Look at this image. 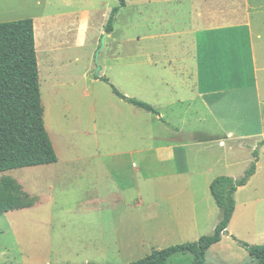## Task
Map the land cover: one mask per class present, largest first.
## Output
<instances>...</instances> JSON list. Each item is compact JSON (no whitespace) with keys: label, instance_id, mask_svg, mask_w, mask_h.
Returning a JSON list of instances; mask_svg holds the SVG:
<instances>
[{"label":"rangeland","instance_id":"obj_1","mask_svg":"<svg viewBox=\"0 0 264 264\" xmlns=\"http://www.w3.org/2000/svg\"><path fill=\"white\" fill-rule=\"evenodd\" d=\"M126 1V8L120 10L114 23V32L100 53L99 65L96 56L106 34L102 27L103 11L118 7L119 0H50L49 4L28 12L67 16L93 6L100 9L84 35L83 45L58 46V49L54 36L43 34L41 43L36 46L46 128L59 157L57 165L47 168H52L48 171L51 177L59 171L65 173L63 191L57 186L60 179L54 182L57 187L54 197L57 205L64 202L66 206L45 207L48 210L46 220L26 217L16 228H12L11 219L0 217V264H130L151 255L154 250L194 243L215 231L220 213L209 218L208 204L219 209L202 185L197 189L194 202L189 200L194 206L185 207V217L178 218L177 227L167 224L173 215L167 210L171 206H165L163 212H156L155 206H151L158 198V163L153 152L138 151L155 148L160 136L169 138L170 131H158L160 123L156 115L134 107L112 91L114 86L128 98L155 104V89L160 91L157 78L165 74L155 64L166 58H191V51L187 49L190 36L186 33L164 35L189 29L192 23L190 3ZM249 1L255 8L250 22L255 34L256 61L247 29L222 33L213 38L208 48L210 72L220 76V81L226 78L225 87L235 74L241 78L243 89L237 113L226 111L224 115H217L226 129L235 131L237 137L261 131L255 84L258 78L264 93V41L257 40L259 34L264 40V0ZM15 13L23 12L17 10ZM5 19L8 17L0 15V23ZM221 39L223 44L214 48ZM41 45L46 52L40 50ZM206 53L202 46L201 61L205 60ZM99 77H107L110 83ZM170 93L169 90V96ZM214 101L217 100L213 98L210 103ZM227 101H232L230 95ZM261 108L264 113V106ZM189 125L199 131L209 122H197L194 118ZM245 140L244 147L234 154L225 155L218 147L208 151L199 149V165L211 166L220 161L216 163V171L219 172L220 167L223 176L236 179L244 177L254 161L255 151L259 157L257 175L238 197L242 210L231 227L234 237L227 236L212 247L206 257L207 264H253L248 251L238 241L252 246L264 245V146L260 144L253 152L250 147L253 148L254 138ZM92 171H104L113 177L107 178L110 191L117 192L118 187L131 188L123 195L129 206H123L125 202L113 207L78 206L82 190L89 182L87 177L81 178V174ZM49 182L48 188H52L53 181ZM99 182V192L103 193L104 179L101 177ZM142 203L148 206H138ZM192 260L191 255L178 254L168 264H191Z\"/></svg>","mask_w":264,"mask_h":264},{"label":"crops","instance_id":"obj_2","mask_svg":"<svg viewBox=\"0 0 264 264\" xmlns=\"http://www.w3.org/2000/svg\"><path fill=\"white\" fill-rule=\"evenodd\" d=\"M49 1L50 0H0V15L8 17V19H5L2 22L5 23L23 19H32L34 21L36 46L41 43V35L43 34L54 36V41L57 42L55 44V48L58 49H60L59 47H68L74 44L77 46L83 45L84 35L89 30V27L95 21L97 16L100 14V9L96 6H93L92 8L84 9V11L81 13H73L67 16L62 14L31 15L28 13L32 9L40 8L43 5L49 4ZM178 1H188L190 3L192 23L189 29L185 30L184 32L174 31L173 33H165L164 35L165 37L169 35L181 36L182 34L186 33L188 36H190V43L187 45V49L191 51V58L183 60H172L170 58H166L156 63V68L160 70V72L165 73L162 77L157 78L160 84V91L157 90L158 88L155 89L156 99L153 106L149 101L147 102L144 100L145 103L147 102V104L151 105L156 112L153 115H156L160 123L157 130L165 131V133L170 131V137L166 138L164 136H160V141L155 148L142 149L138 151V153L153 152L157 159L158 168L156 176L158 180V187L156 190L158 191V198L151 206H155L156 212L166 211L164 210V207L171 206L167 209L168 211L171 210L173 212L171 217L172 219L169 221V223L167 222L170 227H177L178 218L185 217V207L187 208L188 206H194V204L189 203V200L191 199L194 202L197 189L201 185L205 190L208 191V193H210L211 183L216 178L223 176L220 173V167L219 172L216 171L218 168L216 167V163L220 161H217L211 166L199 165L201 154L199 149L204 148L205 151H208L211 147H218L217 149L222 151V153L225 155L227 153L234 154L237 149L244 147L243 142L246 141L245 139L247 138H254L255 142L253 143V148L250 147V150L253 152L260 144L264 146L262 144L264 141V113L261 108V106H264V103H262L264 93L260 89L258 78L255 84V97L257 100H259L258 120L261 131L259 133L241 135L240 137H237L235 131L232 129H226L220 118L218 119L217 115H224L226 111H229L231 114L237 113V107L241 103L240 101L243 89L240 81L241 78L235 74L229 80L230 83H228V87H225L224 83L226 82V78L222 77L223 81H220V76L215 75L214 73L213 75L211 74L209 66L210 53L208 48L213 41V38L218 37V35L226 33L227 31L240 29L248 30L250 41L253 44L254 60L256 61L255 34L250 22L252 14L251 12L253 11L254 7L249 0ZM100 5L103 6V3ZM17 10L23 13H15ZM112 10L113 9L111 8H107L103 11L102 16L104 22L102 27H104V32L106 26L104 24L105 19H109ZM65 35H76V37L66 38ZM234 40L235 39H233V41ZM257 40L260 43H263L264 40L261 34L257 35ZM221 44H223L222 39L219 44H215L213 47L215 48ZM202 46L207 51L205 60L203 61H201L199 57L200 48ZM41 49L43 53L46 52L43 45H41L40 50ZM202 63L205 65V69L203 70ZM168 73L170 74L168 75ZM237 78L239 79L238 84L236 83ZM165 88L168 90L164 91ZM169 90L171 92L170 96L168 94ZM227 95L231 96L232 101H227ZM213 98L214 100H217L214 101V104L210 103V100ZM175 107H177L176 112ZM194 107L197 108L194 109ZM44 117L45 110L43 107V119L44 125L46 127ZM194 118L197 120V122L201 123L207 121L209 122V125L207 127L200 128L199 131H196L195 128H192L189 125V122L191 120L194 121ZM48 135L50 137L49 132ZM58 163L59 157L58 162L52 165L30 167L0 173V182L4 177H10L16 180L23 187V190L27 194L38 200L33 208L10 212L1 216L9 218V220L11 219L10 224L12 225V228L18 227L19 224H21V220L26 217H30L33 218V220L38 221H42V219L46 220L48 218V210L45 209V207L66 206L64 202L57 205L54 197V192L57 188L54 184L56 178L60 179L57 186L63 191L66 175L65 173H61L59 171L58 173H54V176L51 177L48 171L52 168H47L48 166H54ZM85 173L86 174H81V178L87 177L89 182L82 190V194L78 201V206H88L89 208L90 206L113 207L118 206V202H125V205H122L129 206L126 203V198H124L123 195H126L127 191L131 190V188L122 189L118 187L117 192H113L107 188V178L113 179L112 176H109V174L105 173L104 171L101 173L97 171ZM256 175L257 171L250 181ZM101 177L104 179L102 184L104 186L103 193L99 192V179ZM49 180L53 181L52 188H48V185L50 184ZM250 181L245 187L240 188L235 195L236 210L228 228V235L224 236L222 241L225 237L232 236L231 227L235 221L239 219V214H241L242 210L238 197L240 193L248 187ZM135 189H137V187H135ZM48 192L51 193L49 194ZM174 200L175 204L173 203ZM138 206L148 205L142 203ZM173 206H175L174 209L172 208ZM208 208L209 218H215V215L217 216L220 213V210L213 208L210 203L208 204ZM34 211H36L38 214H32ZM175 215L178 217L176 218ZM157 218H159V216H157ZM219 221L220 219H216L215 227H217ZM232 237H234V235ZM6 253L7 252H4V254Z\"/></svg>","mask_w":264,"mask_h":264},{"label":"trees","instance_id":"obj_3","mask_svg":"<svg viewBox=\"0 0 264 264\" xmlns=\"http://www.w3.org/2000/svg\"><path fill=\"white\" fill-rule=\"evenodd\" d=\"M126 5V0H119V6L111 11L105 33L110 35L114 32V23ZM99 79L110 83L107 77ZM41 87L34 21L23 19L0 23V173L58 162L56 150L44 125ZM112 91L127 103L156 113L151 105L127 98L114 86ZM258 162V153L255 151L254 161L244 177L236 180L222 176L211 183L210 193L220 210V221L213 235L204 236L194 243L154 251L130 264H168L178 254L191 255V264H207L206 255L210 248L228 235L236 210V193L256 174ZM37 201L16 180L10 177L1 180L0 217L33 208ZM238 242L248 251L253 264H264V245L252 246Z\"/></svg>","mask_w":264,"mask_h":264},{"label":"water","instance_id":"obj_4","mask_svg":"<svg viewBox=\"0 0 264 264\" xmlns=\"http://www.w3.org/2000/svg\"><path fill=\"white\" fill-rule=\"evenodd\" d=\"M108 34L106 33L102 39V42H101V48L100 50L98 51L97 53V56H96V64L99 65V57H100V53L103 51L105 45H106V40L108 38ZM98 70H100V68H98ZM97 75H98V72H97Z\"/></svg>","mask_w":264,"mask_h":264}]
</instances>
